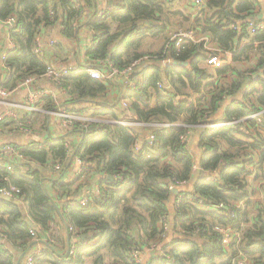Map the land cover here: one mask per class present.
Wrapping results in <instances>:
<instances>
[{"label":"trees","instance_id":"16d2710c","mask_svg":"<svg viewBox=\"0 0 264 264\" xmlns=\"http://www.w3.org/2000/svg\"><path fill=\"white\" fill-rule=\"evenodd\" d=\"M98 1L0 0V24L9 17L16 23L6 32V42L10 40L15 48L5 54L3 67L0 65V87L5 90L18 91L27 78L44 79L45 64L32 50L35 37L47 30L58 29L62 40L48 39L56 40L54 49L61 60L62 53L70 54L65 44H76L71 66L79 69L100 68L101 61H110L119 71L137 61L144 63L108 83L92 79L84 71L61 77L59 87L53 85L59 92L56 100L45 97L29 123L0 122V134L31 128L32 134L43 136L37 143H0V189H18L20 202L0 197V232L6 237L0 238V264H16L19 250L31 251L36 239L51 232L33 264H137L132 251H145L157 243L160 250L149 249L145 264H234L239 251L249 264H264V203L250 199L253 194L247 178L256 156L260 159L256 167L264 164L260 134L264 115L260 125L245 120L264 109V30L252 37L247 32L259 3L204 0L201 16L191 19L173 10L174 0H109L116 10L105 20H96ZM184 24L188 27L182 28ZM230 25L234 28L228 29ZM82 28L92 36L81 62ZM179 29L208 39L217 49L212 53L233 54L231 64L216 71L215 82L204 83L205 41L177 48L171 33ZM149 38L162 40L157 50L143 47ZM169 59L188 62V66L164 65ZM259 72L261 76L255 78ZM229 75L232 80L226 78ZM138 77L141 80L137 82ZM120 79H126L127 85H118ZM114 87L119 88L116 97L110 91ZM63 92L65 101L58 102ZM224 100L229 105L222 109L223 122H240L204 127ZM59 108L87 121L74 123L58 138L48 136L49 113ZM128 114L135 124H120ZM97 118L104 120H88ZM171 124L175 126H168ZM189 129L199 137L197 159L189 144L181 142ZM76 135L79 141L73 145L72 156L85 164L80 179L86 180L80 184L60 176L71 166L73 158L66 143ZM150 136L152 143L148 142ZM7 146L23 158L15 161L12 171L6 169ZM193 168L198 177L191 190L179 193L182 197L177 203L179 195L169 187L188 185ZM206 173L215 174V180L200 177ZM95 176L99 192L88 196L85 205H69L79 197L85 182ZM244 200V208L231 217L233 205ZM198 201L209 209L196 207ZM163 216L168 217L167 232L161 224ZM216 226L239 233L240 243L226 249L214 231ZM63 228L69 243L73 237L79 238L74 255L68 251L61 255L62 250L55 245L66 249Z\"/></svg>","mask_w":264,"mask_h":264},{"label":"built area","instance_id":"2783aa9c","mask_svg":"<svg viewBox=\"0 0 264 264\" xmlns=\"http://www.w3.org/2000/svg\"><path fill=\"white\" fill-rule=\"evenodd\" d=\"M204 0H193V5H194V15L201 16L202 11L205 9L204 6ZM261 10H259V12H262V16L264 14V0H263V4L262 6L259 8ZM116 10V8L113 5H106L104 8L100 9L96 15H95V19L96 20H105L108 15H110V13L112 11ZM53 11L50 10L49 11V15H52ZM261 21V20H260ZM259 20L256 21V19H252L248 28H247V32H248V36L252 37L253 35H255V32L258 30H264V21L260 22ZM15 19L14 17H9L8 19H6L4 22H2V27L5 30V32H9L12 31L14 26H15ZM228 29H233L234 26L230 25L227 27ZM17 31V30H16ZM171 38L172 40L175 42V47L179 48L181 47L183 44H187V43H197L200 42V40H204L205 41V48H206V53H205V62L202 66L203 71L206 74V80L205 82H215L218 77L216 76V71L218 69H221L225 66H227L228 60L230 61V59H232L233 54L232 53H221V52H217V53H212L214 51H217V49H213L212 47H210V41L208 39L205 38H197V34L194 33V31L192 30H188V29H179L177 31H175L174 33H171ZM56 45V40L55 39H48L45 40L43 33L40 32L38 33V35L35 37L34 42H33V50L32 53L36 56H39L42 60L43 63L45 64V74H44V79H47L48 82H51L53 85L58 86V79L61 77H65L71 73H78L80 71H84L86 73H88V75L90 76V78L101 81L103 83H108L110 82V80H114L115 78H122L125 77L127 74L131 73V71H133L136 67H141L143 66V62H135L132 64V66L126 70H122L119 71L116 67H114L112 65V63L110 61H101L98 67H88L86 69L84 68H78V67H74L71 65H65V66H59L56 65L55 63H50L47 60V57L49 55V50L50 49H54ZM14 45L13 43L8 40V49L9 51L14 50ZM3 60H4V56L1 58L0 60V65L1 67H3ZM173 61L171 59L164 61L163 64L167 65V64H171L170 62ZM133 69V70H132ZM41 80L40 79H35V78H27L25 79L22 83H20V85L18 86V90L19 89H23L26 91V94L23 98V101L20 104H14L10 101V98L14 95L15 90L13 91H8L5 90L3 88L0 87V108H2L0 110V122L9 119V120H13L16 121L17 123H23L24 121H26L27 123H29L30 118L33 114V112L39 111V107L42 105L43 103V99L45 97H52L54 100H56V96H55V90L53 89H49V88H38L39 87V82ZM204 82V83H205ZM55 89V88H54ZM245 91L249 92L250 91V87L246 86L245 87ZM65 93V92H64ZM227 101V100H226ZM226 101L224 100L223 103L221 104V106H223ZM235 103H237L235 101ZM122 106L125 108L126 104L124 102H122ZM128 111V109H127ZM50 117L52 116L53 118L57 117L60 119V125L64 130L70 129L73 127L74 123L76 122H80L81 125L84 124L85 121H87V119H83V118H78L77 116H74L73 114L67 113L65 111V109L59 108L57 111L55 112H51L49 113ZM264 115V109L261 111H257L254 112L253 114H251L250 116L246 117L245 120H253L256 122V124L260 125L262 123V117ZM132 115L128 114L127 117H125L123 120H121L119 123L126 125V126H131L134 125L135 122H133L132 120ZM90 121H99L102 120L101 118H97V119H88ZM239 120H231V121H227V122H218V123H212L209 125H203L204 127L207 128H219V127H224V126H228V125H233V124H237L239 123ZM171 127H174V124L168 125ZM27 132H30L28 129H26ZM260 134H261V138L264 142V130H260ZM193 134H192V130L189 129L188 131H186V133L181 137V142L182 143H189L191 141ZM153 141V136L149 137L148 142L152 143ZM66 147L69 150V152L72 150L69 143H66ZM6 158L9 162V164L6 165V169L7 171H12L13 168V164L18 161H21L23 158L21 157V155H19V153L15 150L14 147L12 146H7L4 149ZM76 163H78L79 168L78 171L76 172L77 175H80L83 171H84V167L85 164L83 162H81L78 158L75 159ZM196 168H193V172H195ZM56 171L60 170L59 166L55 167ZM200 177H204V179L206 181H214L215 180V174L210 175L207 174L206 175H201ZM185 183H181V184H175V185H171L169 187L170 190H175L177 188L180 187H184ZM18 189L14 188V187H10V188H5V189H0V197L1 198H9L12 200H16L19 201L17 198V194H18ZM99 192L98 187L94 186L92 190L87 191L85 193V195L78 199L77 201L68 203L69 205H85V203L87 202V197L91 196V195H96ZM181 195L178 196L177 198V203L178 201L181 199ZM188 199L190 201H194V198L188 195ZM196 207H198L199 209L202 210H208V206H205L204 203L202 201H198L195 202ZM245 206V200L244 201H240L237 202L233 205V208L231 209L230 216L234 217L235 214L234 212L236 210H240L243 209ZM216 207V206H215ZM210 208H212L210 206ZM168 220L167 216H163L161 217V224L163 225V228L165 230V232L168 231V227L166 226V221ZM199 230L196 229L195 233L198 232ZM214 231H216L217 233L220 234L221 236V240H222V244L223 246L228 249L229 246L233 243H240L241 240V236L239 233H234L233 230L229 227H219L216 226L214 228ZM33 233V232H31ZM0 238L2 240H4L6 237L4 235L3 232H0ZM49 239V237L47 238ZM79 238L78 237H73V239H71L70 242V247L67 250L69 255H74L75 253V245L76 242ZM236 246V244H235ZM150 250L155 249L157 251L160 250V245L159 243L157 244H151ZM149 249H146L145 251H139V250H133L132 251V257L134 259V261L137 264L143 263L144 258L149 255ZM44 251L43 248H38L37 250L34 251H30L27 256L25 257V261L24 264H33L34 259L36 256L40 255L42 252ZM148 254H147V253ZM147 254V255H146ZM234 264H249L246 260V258L243 256L242 252H238L237 255V259L236 262H234Z\"/></svg>","mask_w":264,"mask_h":264},{"label":"crops","instance_id":"0c3cea01","mask_svg":"<svg viewBox=\"0 0 264 264\" xmlns=\"http://www.w3.org/2000/svg\"><path fill=\"white\" fill-rule=\"evenodd\" d=\"M250 1H252V2L257 1L259 3V6H257V10H256V15H255L256 17L254 18V19H256V21H258L259 20L258 17L262 16L261 15L262 12L261 13L259 12V8L262 6L263 0H250ZM108 2H109V0H99L98 1V10H100V9L104 8L106 5H108ZM173 8H174L173 10L179 11L185 17L189 16V17H191V19H195V17H194L195 9H194V5H193V0H174ZM261 21H264V14H263V16L261 18ZM80 33H81V45H80L79 49L81 50V52H80L81 53L80 60L82 62L83 53H84L83 49L89 43H91V36L92 35H91V33L89 31H87V30H85L83 28L81 29ZM51 34H53V35H51ZM6 36L7 35H6L5 30L3 29L2 25L0 24V60L9 51V49H8V40L6 42ZM43 36H44L45 40H48V37H51V36L57 38V40H62L61 36L58 35V29H55L53 31L47 30L46 32L43 33ZM197 38H201V37L197 34ZM160 45H161V43H160ZM65 46L69 50L70 54H67L65 52L62 53V60H61L60 53H57V55H56L55 49H50L49 50V55L47 57L48 62L55 63L56 65H59V66L74 65L75 62L73 60V58H74L73 54H74V51L77 48V46H76V44L74 42H67V44H65ZM209 46L212 47L213 49H216L215 46H213V45H209ZM64 59H66V60L63 61ZM231 60L232 59H230V61L228 60L227 65L231 64V62H232ZM202 66H203V63H202ZM227 77H228L227 79H229L231 76L229 75ZM139 80H141V77L137 78V82ZM119 81H120V83H118V85L123 83V82L125 83L127 80L126 79H120ZM126 85H127V82H126ZM38 88L53 89V90H55V94H57V95L59 94V92H57V90L54 89L53 84L51 82H48L47 79L41 80L39 82V87ZM118 89H119L118 87H117V89L114 87L112 90H110L113 93L112 96H114V97L117 96ZM25 94H26L25 90L19 89L18 91H15L14 95L10 98V101L12 103L18 105V104H20L23 101V98H24ZM60 97H61V93H60ZM62 101H65L64 92L62 93V98H60L58 100V102H62ZM228 105H229V102L227 100L226 103L223 106H221V108L215 114H213V115H211L210 117L207 118L208 120L203 125L205 126V125H209V124H212V123H218V122L225 121L224 115L222 114V109L224 107L228 106ZM1 109L2 108H0V110ZM54 119L55 118H53L51 116L52 123H50L48 125V129H49L48 136H52L53 138H58L60 136L65 135L64 134L65 130L61 127L60 122L58 120L55 122ZM102 120H104V119H102ZM20 129H21V127H20ZM26 129H28L30 131L29 128H24V129H21L20 131H17V132H11L10 135H11L12 139H15V137H18V139H25L26 140L25 143L30 144L31 142H35V143L39 142L41 140V138L43 137V136L39 137L38 134H32L31 131L27 132ZM21 134L24 137L20 136ZM78 141H79V136L78 135L68 138V143H69L71 149H73V145H75ZM0 143H2V142H0ZM3 143H5V142H3ZM198 143H199V137L197 135L196 136L193 135L192 138H191V141L188 143L189 144V149L192 151L193 156L196 157V159L199 157L200 151H201L199 146H198L199 145ZM70 152H71V156H72V154H73L72 150ZM72 158H71L72 161H71L70 168L68 170H65L60 176L63 178L64 181L71 182V181H75L76 180V181L79 182L77 184L84 183V181L86 179H83V177L80 179V176H81V174L83 172L80 175L76 174V172L78 171L79 165H78V163H76V160H75L76 158H74L73 156H72ZM254 161H255L254 162L255 165H253V164L251 165V170H249V171H251V174L247 177L248 178V182H249L248 186L250 187V192L253 194L250 197V199H252L253 201H255L256 199L264 198V164L262 166L256 167V164H258L260 162V159L257 158V156L254 158ZM252 171H253V173H252ZM197 174H198L197 171L193 172V175H192L193 177H192L191 182L188 183V185L185 184L184 187H180V189L188 190V191L191 190L193 181L195 179H197V177H198ZM97 180H98V176L97 177L95 176V177L91 178L90 181L85 182V184H87V185H85L82 188L80 194L83 193V196H84L85 193L87 192L85 190L89 186H92V189H93L94 186L96 187L97 186ZM88 191H90V190H88ZM258 192H260L261 195L257 197ZM51 234H52V232H51ZM51 234H47V237L49 235H51ZM61 234H64V236L66 237V232H65L64 228L61 230ZM53 235L58 237L59 234L56 233L55 231H53ZM47 237H43L41 240H37L36 239L33 242L34 247H33L32 251L37 250L38 248H43L44 249L46 241L48 240ZM54 242H55V240H54ZM66 242H67V245H66V249L65 250L62 249V247H61V245L59 243L56 242L57 244H55L57 248L62 250V251L59 252L61 255L66 254V252L68 250V242H69L68 241V236L66 237ZM20 252H22V250H19V254H20ZM24 258L22 260H24ZM147 258H148V255L144 258L143 264L146 263ZM23 264H24V262H23Z\"/></svg>","mask_w":264,"mask_h":264},{"label":"rangeland","instance_id":"374dc122","mask_svg":"<svg viewBox=\"0 0 264 264\" xmlns=\"http://www.w3.org/2000/svg\"><path fill=\"white\" fill-rule=\"evenodd\" d=\"M182 28H185V27H188L187 25H183V26H181ZM161 39L160 38H157V39H151L150 40V38L149 39H147L144 43L145 44H143V47H146L147 46V50H151V48L153 47V49L154 50H157L158 48H159V45H160V43H161ZM150 43H152V46H151V44ZM145 49V48H144ZM146 50V51H147ZM246 68H248V67H246ZM226 78H228V77H226ZM230 80H232V77H230L229 78ZM228 79V80H229ZM225 83H227V81L225 82ZM55 122L58 120L59 122H60V119L59 118H57V117H55ZM50 123H52V121L50 120ZM49 123V124H50ZM32 125V124H31ZM31 127V126H30ZM35 127H37V126H35ZM30 129V131H31V128H29ZM32 133H33V130H32ZM11 132L9 131H5V133L4 134H0V142H8V143H18V144H26L25 142H26V140L25 139H18V137H15V139H12V137H11ZM6 135V136H5ZM20 136H22V137H24L22 134L20 135ZM261 195V193L260 192H258V194H257V197L258 196H260ZM256 197V198H257ZM255 202H257L256 204H262V203H264V198H260V199H256L255 200ZM262 205H264V204H262ZM147 253V252H146ZM148 254V253H147ZM146 254V255H147Z\"/></svg>","mask_w":264,"mask_h":264},{"label":"water","instance_id":"95a60500","mask_svg":"<svg viewBox=\"0 0 264 264\" xmlns=\"http://www.w3.org/2000/svg\"><path fill=\"white\" fill-rule=\"evenodd\" d=\"M108 4H109V5H113V1H109ZM261 18H262V16H259V17H258L259 20H261ZM170 63H171L172 65H174V66H181V67H187V66H188V62L178 63V62H176V61H171ZM261 74H262V73L259 72V73L255 76V78L261 76ZM110 179L113 180L112 177H110ZM42 186L45 188V185H44V184H43ZM91 189H92V186H89V187L86 188L85 191H88V190H91ZM85 191H84V192H85ZM182 191H185V190H183V189H175V190H173V194H174V195H179V193L182 192ZM82 196H83V193H81V194L79 195V197H78L75 201H77L78 199H80ZM4 200H6V201H10V202H12V203H14V204H19V203H20L19 201L12 200V199H9V198H4ZM28 224L32 226V222H31V221H28ZM81 239L84 240L85 238L82 237ZM69 247H70V243L68 242V249H69ZM29 251H30V248H27L24 252H21L20 255H19V257H18V259H17L16 264H21L22 259H23V258L29 253Z\"/></svg>","mask_w":264,"mask_h":264}]
</instances>
